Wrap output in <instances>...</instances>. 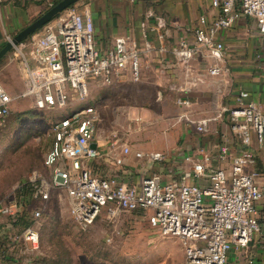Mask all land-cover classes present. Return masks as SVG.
Masks as SVG:
<instances>
[{"label":"built area","instance_id":"2783aa9c","mask_svg":"<svg viewBox=\"0 0 264 264\" xmlns=\"http://www.w3.org/2000/svg\"><path fill=\"white\" fill-rule=\"evenodd\" d=\"M207 1L215 15H200L192 41L180 39L170 49L164 46V24L151 12L141 25L140 44L130 35H121L101 47L90 9L73 5L30 38L34 52H25L27 45L22 44L13 49L24 84L20 97L32 100L38 110L63 112L85 101L93 85L110 87L125 77L139 82L144 70H150L148 60L152 58L164 69L167 65L157 56L166 54L175 66L192 75V64L204 53L210 62L206 75L222 76L224 69L217 65L225 53L222 34L234 29L239 21L251 19L264 39V0ZM149 34L155 35L156 45L149 42ZM167 90L178 94L186 89L182 84H169ZM12 100L0 85V126L11 113ZM175 103L179 108L191 105L180 97ZM233 103L232 108L224 110L229 132L222 144L211 150L199 148L186 156L179 179L171 181H164L161 173L130 182L94 176L90 162L99 158L112 157L115 167H122L130 154L137 160L158 163L163 158L133 151L117 141H111L109 151L98 150L96 107L85 104L74 109L51 126L52 145L44 159L48 175L30 181L32 196L45 203L51 192H63L69 218L82 228L101 217L143 212L151 229L163 238L180 242L182 264H254L245 253L256 236L264 237V173L257 169L258 157L264 158V111L243 89L236 92ZM187 118L184 116L193 124ZM212 120L198 121L197 132H207ZM23 203L15 198L7 205L0 203V237L9 247L25 244L35 250L40 210L33 212L23 231L7 235L18 218L28 217ZM4 219L9 222L4 224ZM15 263L6 254L0 256V264Z\"/></svg>","mask_w":264,"mask_h":264},{"label":"rangeland","instance_id":"374dc122","mask_svg":"<svg viewBox=\"0 0 264 264\" xmlns=\"http://www.w3.org/2000/svg\"><path fill=\"white\" fill-rule=\"evenodd\" d=\"M153 2L84 0L78 3V9H90L97 25L94 33L104 39L108 31L111 33L109 26L114 25L117 32L123 29L125 21L132 23L135 19L140 20L141 28L149 12L163 17L156 12V2ZM14 55L11 51L0 62V85L13 99L8 124L0 131V203L7 205L19 198L27 204L28 220L34 211L40 210L41 216L37 221L39 243L35 250L25 244L9 247L0 237V256L8 255L15 264H182L184 252L180 242L175 238H163L151 229L143 212L122 213L112 219L101 217L91 226L82 228L69 218L63 192H51L49 199L42 203L30 194L19 196L17 190L22 183L47 177L44 159L52 145L53 122L85 104L96 107L99 138L117 141L143 154H160L164 160L177 158L197 142L220 144L214 135L220 137L222 119L211 115L204 117L213 120L207 132L198 133L196 124L204 118L193 120L187 116L193 123L189 124L184 116L190 114L174 105V96H167L155 87L149 75L151 69L144 70L139 82L128 81L113 88L93 85L85 101L63 112L38 110L33 107L32 100L20 97L24 84ZM258 58L255 56V60ZM260 79L264 82V74ZM263 167L264 158L260 156L257 169ZM170 168H173L171 163H163L161 175H166L164 172ZM92 172L98 176L104 170L96 164ZM178 172H175L176 179L164 176L163 180H178L183 170ZM8 222L4 219L3 223ZM23 230L24 227L16 226L8 230L7 235L13 236Z\"/></svg>","mask_w":264,"mask_h":264},{"label":"crops","instance_id":"0c3cea01","mask_svg":"<svg viewBox=\"0 0 264 264\" xmlns=\"http://www.w3.org/2000/svg\"><path fill=\"white\" fill-rule=\"evenodd\" d=\"M55 1L0 0V48L10 37L18 34L26 26L44 14L51 5H54ZM153 1L156 2L154 5L156 12L161 13L163 16H156L152 13L155 18L161 20L164 24V30L167 34L164 40V46L167 49L172 48L180 39H186L189 42L192 41V31L197 26V19L200 15H206L207 17L215 15L207 0H140L141 3L147 4ZM139 22L140 20L138 19L133 20L132 23L125 21L123 23V29L117 32H115L114 25H111L112 28L109 26L111 33L108 31L109 34L104 39L95 35L96 41L99 46L105 47L110 45L116 36L130 35L140 44L143 41V37ZM96 26L94 24V28ZM40 31L41 29L35 34ZM30 38L21 43L24 46L27 45L25 52H34L29 44ZM148 40L153 45L157 44L154 34H149ZM221 41L225 46V53L222 59L217 62V65L224 69L225 73L220 77L212 78L206 75L205 69L210 62L206 59L204 53L192 64V70H194L192 75H188L190 73L175 66L173 58L167 54L157 56L158 59L163 60L164 65H167L164 69L158 63H155L153 58L152 60H148L151 69L149 75L152 76L151 78L157 89L163 90V92L168 94H166L167 96H174L175 106L177 97L187 99L191 102L188 108H182V111H187L191 117L189 115L186 116L193 120L202 119L209 115L215 116L219 120L222 119L219 127L221 135L220 137L214 135L215 140L220 144H222L223 139L228 136L229 132L227 113L224 110L233 107L234 96L238 90L243 89L248 91L251 99L259 103L264 111V82H260L261 75L264 74V39L258 35L253 20L243 19L239 21L234 29L222 34ZM255 56H258L259 60H255ZM258 79L259 81L257 82ZM128 81L131 80L125 77L110 87L113 88L116 85L125 84ZM169 84H182L186 90L184 93H169L167 90ZM158 97L157 99L160 100L161 97L159 94ZM96 142L98 150L102 152L109 151L111 146L110 140H104L97 136ZM92 146L94 148L96 147V145ZM215 146L217 145L197 142L194 147H187L177 158H175L176 156L166 160L163 158L164 161L159 163L150 162L146 159L137 160L133 154H130L125 158L122 167H115L112 162V157L99 158L90 162V169L92 172V167L94 168V165L98 164L100 165V169L104 170L98 176H102V178L117 177L122 181L130 182L139 176L148 178L153 173H162L160 172L163 171L162 164L171 163L174 169L172 168V170L170 168L165 171L164 173L166 175L162 177L176 179L175 172H181L183 170L184 158L186 156L195 154L199 148L211 150ZM119 147L116 151L118 153L120 152ZM150 154H153V152ZM93 175L95 176V174ZM245 256L254 260V264H264L263 236L258 235L255 237L250 243Z\"/></svg>","mask_w":264,"mask_h":264},{"label":"water","instance_id":"95a60500","mask_svg":"<svg viewBox=\"0 0 264 264\" xmlns=\"http://www.w3.org/2000/svg\"><path fill=\"white\" fill-rule=\"evenodd\" d=\"M81 1L84 0H59L54 5H51L50 8L44 14H42L39 18L30 23L18 34L13 36L11 39H8L3 44V46L0 48V62L8 55V53L13 51L15 47L20 45L29 37H32L37 31H39L46 24L51 22L56 16ZM91 148L94 149V146H91Z\"/></svg>","mask_w":264,"mask_h":264},{"label":"trees","instance_id":"16d2710c","mask_svg":"<svg viewBox=\"0 0 264 264\" xmlns=\"http://www.w3.org/2000/svg\"><path fill=\"white\" fill-rule=\"evenodd\" d=\"M59 1V0H56L54 2V4ZM10 115L8 116V118L5 120L4 124H2L0 126V131L3 130L4 128H6L7 124H8V119H9ZM52 143V142H51ZM257 166H258V159H257ZM259 172H263L264 173V167L262 169H258ZM19 191V196L21 195H26V194H30L32 195L33 193V188H32V184L31 183H22L21 185H19L18 187V190ZM16 199V198H15ZM17 201H19L20 199H16ZM24 206H27L26 202L24 201ZM30 224V221L25 218V217H22V218H18L17 219V222L14 224V226H22V227H27L28 225Z\"/></svg>","mask_w":264,"mask_h":264}]
</instances>
